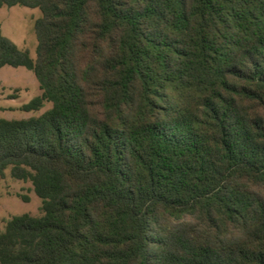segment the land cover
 <instances>
[{
    "label": "trees",
    "instance_id": "16d2710c",
    "mask_svg": "<svg viewBox=\"0 0 264 264\" xmlns=\"http://www.w3.org/2000/svg\"><path fill=\"white\" fill-rule=\"evenodd\" d=\"M37 9L41 94L0 120V176L41 214L0 264H264V0H0ZM25 201L28 198H24Z\"/></svg>",
    "mask_w": 264,
    "mask_h": 264
},
{
    "label": "rangeland",
    "instance_id": "374dc122",
    "mask_svg": "<svg viewBox=\"0 0 264 264\" xmlns=\"http://www.w3.org/2000/svg\"><path fill=\"white\" fill-rule=\"evenodd\" d=\"M41 17L37 9L21 7L0 8V30L20 49L36 57L37 39L35 22ZM41 94L35 75L25 68L5 67L0 71V120H23L40 116L51 108L47 104L39 112L27 113L22 107ZM24 198H28L27 201ZM42 203L30 183L14 180L10 170L0 176V231L15 216H39Z\"/></svg>",
    "mask_w": 264,
    "mask_h": 264
}]
</instances>
